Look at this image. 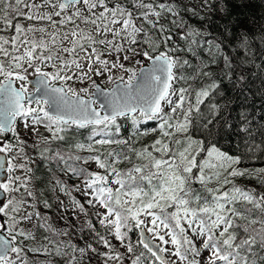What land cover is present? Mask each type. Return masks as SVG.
<instances>
[{
    "label": "snow or ice",
    "instance_id": "1",
    "mask_svg": "<svg viewBox=\"0 0 264 264\" xmlns=\"http://www.w3.org/2000/svg\"><path fill=\"white\" fill-rule=\"evenodd\" d=\"M251 4L0 0V264H264V191L244 183L264 188L244 166L264 127L218 99L224 80L247 87L225 45L251 52L256 19L231 7ZM45 191L68 197L63 227Z\"/></svg>",
    "mask_w": 264,
    "mask_h": 264
},
{
    "label": "trees",
    "instance_id": "2",
    "mask_svg": "<svg viewBox=\"0 0 264 264\" xmlns=\"http://www.w3.org/2000/svg\"><path fill=\"white\" fill-rule=\"evenodd\" d=\"M185 4H195L197 0H184ZM232 7V16L240 14V19H242L244 25H248V17L254 16L256 23L248 26V31L253 35L251 52L244 56L243 50L237 51L235 47H229L235 41L236 37H228L225 45V50L230 53L234 60V64H240L242 59L246 60L244 65V75L246 80L238 88H233L232 83L228 80H224L222 84V92L224 93L220 99V103L224 107V115L228 118L229 122L232 124H237L240 122L242 114L249 116L253 122V129L257 132V140L261 139L258 135L259 130L264 127V41L260 39V32L262 31L260 26L261 17H264V3L262 0H252V4L249 7L240 9L234 6ZM203 14V13H201ZM188 14H186L187 16ZM190 22L193 26L203 28L207 21H199L195 17L188 16ZM212 24L209 30L215 34H220L223 31L222 25H227L229 23V17H220L219 14L212 17ZM219 21V24L216 23ZM229 27H232L229 25ZM233 32L237 31L235 27H232ZM210 38V37H208ZM203 55V53H202ZM212 70L219 76L220 75V65H214ZM239 72L236 73L238 75ZM235 79V76H234ZM199 86V85H197ZM108 87H111L109 85ZM124 127L122 129V135L127 136L131 132V125L129 121H123ZM155 126V122H150L144 127L152 128ZM82 137L88 135L87 130H80ZM238 139V138H237ZM146 142H151L152 135L143 137ZM222 146H228L227 144ZM244 166L249 168H259L264 167V159L246 160ZM95 169V165L91 166ZM41 174H44L43 166H41ZM65 180L69 186L78 183L74 178H69L67 176L61 177ZM249 187L257 188L259 191H264V188L255 181L248 180L244 181ZM73 196L84 201V197L79 193L73 191ZM45 196L53 203L54 207L49 211L52 216L53 221L58 227H63V221L59 219V213L57 212L58 205L56 204V197L59 196L61 199L67 200L68 197L63 193L45 191ZM89 211H92L89 209ZM103 250V249H101Z\"/></svg>",
    "mask_w": 264,
    "mask_h": 264
},
{
    "label": "rangeland",
    "instance_id": "3",
    "mask_svg": "<svg viewBox=\"0 0 264 264\" xmlns=\"http://www.w3.org/2000/svg\"><path fill=\"white\" fill-rule=\"evenodd\" d=\"M109 86V85H108ZM41 131H43V129H41Z\"/></svg>",
    "mask_w": 264,
    "mask_h": 264
}]
</instances>
